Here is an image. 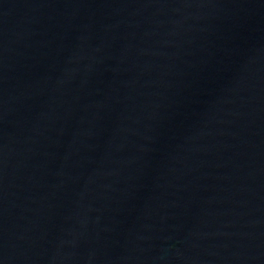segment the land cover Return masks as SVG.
Masks as SVG:
<instances>
[{
    "label": "water",
    "instance_id": "1",
    "mask_svg": "<svg viewBox=\"0 0 264 264\" xmlns=\"http://www.w3.org/2000/svg\"><path fill=\"white\" fill-rule=\"evenodd\" d=\"M0 264H264V0H0Z\"/></svg>",
    "mask_w": 264,
    "mask_h": 264
}]
</instances>
